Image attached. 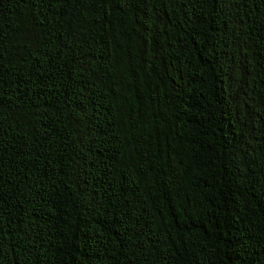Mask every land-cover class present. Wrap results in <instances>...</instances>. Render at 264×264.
<instances>
[{
    "label": "trees",
    "instance_id": "1",
    "mask_svg": "<svg viewBox=\"0 0 264 264\" xmlns=\"http://www.w3.org/2000/svg\"><path fill=\"white\" fill-rule=\"evenodd\" d=\"M0 264H264V0H0Z\"/></svg>",
    "mask_w": 264,
    "mask_h": 264
}]
</instances>
